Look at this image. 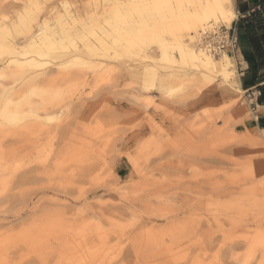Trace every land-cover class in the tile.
<instances>
[{
    "label": "rangeland",
    "instance_id": "374dc122",
    "mask_svg": "<svg viewBox=\"0 0 264 264\" xmlns=\"http://www.w3.org/2000/svg\"><path fill=\"white\" fill-rule=\"evenodd\" d=\"M154 2L0 0V64L50 8L87 43L0 66V264H264V147L236 131L249 99L127 32Z\"/></svg>",
    "mask_w": 264,
    "mask_h": 264
},
{
    "label": "bare ground",
    "instance_id": "6f19581e",
    "mask_svg": "<svg viewBox=\"0 0 264 264\" xmlns=\"http://www.w3.org/2000/svg\"><path fill=\"white\" fill-rule=\"evenodd\" d=\"M144 7L147 8L145 4ZM114 8L116 9V7ZM52 9L50 8L40 18L33 16L27 21L26 30L23 32V40L16 42L17 45L14 47L15 51L22 54L23 57L12 56L7 58L6 63L0 64L2 68L38 65L41 61L33 54H53L57 49H66L70 46L76 48V38L87 46L84 32L76 31L72 34L69 29L63 27V24H59V30L54 28L51 21L53 19L58 21V17L51 15ZM152 11V23L148 24L149 30L145 29L143 25L145 21L144 12L138 11L136 12L137 23L131 24L127 32L133 34L134 37H137L136 34H138L139 40L147 39L149 41L160 42L164 47L163 53L165 58L171 62H176L177 57L173 54V50H176L179 60L201 64L214 75L213 78L216 77L218 79V81H207L210 85L206 86L210 88V91L214 90L218 83L231 86L237 84L238 86V81L235 78L237 75L234 73V63L231 61L232 56L230 57L227 54L228 52H221L222 50H220L221 54L216 56L215 43L213 42V45L209 44L206 38L209 32L215 30L220 24L228 26L232 23L231 21L236 15L233 0H155L152 3ZM23 17L20 14L18 19L22 21ZM5 29L8 30L7 28ZM8 32L6 31L5 33L8 34ZM215 38H212V40L214 41ZM127 41H134V38H128ZM170 73L158 78L159 81H157L161 87L164 86V83L167 84ZM196 73L197 71L193 70L191 74ZM178 74L179 72H177V76L180 75ZM43 75L32 73L28 79L37 80L39 77H44ZM202 81L204 82V80ZM177 82L179 81L176 80ZM168 85H170V82H168ZM178 85L177 83L175 87ZM5 91L7 90L0 91V94H5ZM21 105L20 101L16 100L10 108L8 102L4 101L1 109L2 118L11 124L20 123L24 116L22 111H20ZM238 117H241V115L238 114ZM260 133L261 138H252L259 145V151H261V147H264L260 146L261 142L264 141V130Z\"/></svg>",
    "mask_w": 264,
    "mask_h": 264
},
{
    "label": "crops",
    "instance_id": "0c3cea01",
    "mask_svg": "<svg viewBox=\"0 0 264 264\" xmlns=\"http://www.w3.org/2000/svg\"><path fill=\"white\" fill-rule=\"evenodd\" d=\"M264 0H235L231 29L237 36L238 86L249 102L236 131L257 134L264 130Z\"/></svg>",
    "mask_w": 264,
    "mask_h": 264
},
{
    "label": "built area",
    "instance_id": "2783aa9c",
    "mask_svg": "<svg viewBox=\"0 0 264 264\" xmlns=\"http://www.w3.org/2000/svg\"><path fill=\"white\" fill-rule=\"evenodd\" d=\"M258 10H264V5L257 7ZM215 36V51L225 50L226 52L235 53L237 50V36L232 29H225L211 33Z\"/></svg>",
    "mask_w": 264,
    "mask_h": 264
}]
</instances>
